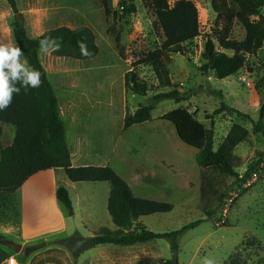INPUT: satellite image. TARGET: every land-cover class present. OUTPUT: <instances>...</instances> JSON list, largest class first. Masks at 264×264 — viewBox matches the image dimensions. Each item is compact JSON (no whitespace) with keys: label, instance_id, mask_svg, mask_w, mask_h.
I'll return each mask as SVG.
<instances>
[{"label":"rangeland","instance_id":"374dc122","mask_svg":"<svg viewBox=\"0 0 264 264\" xmlns=\"http://www.w3.org/2000/svg\"><path fill=\"white\" fill-rule=\"evenodd\" d=\"M123 1L109 0L111 13L106 14L102 0H17L18 13L0 0V42L17 45L12 24L18 16L31 38L60 27L90 28L100 49L94 59L76 60L58 57L56 52L39 53L45 75L59 98L73 167L106 164L128 183L135 197L173 205L170 213L140 219L152 232L178 231L200 222L181 237L177 250L179 264H202L206 256L215 259L216 264H264V133L258 132L254 125L264 103V47L256 56L248 57L246 67L235 76L219 80L213 74L203 75L206 42L214 39L218 47V37L224 35L223 23L217 24L211 0H191L198 8L200 36L188 44L187 56L173 54L169 60L173 89L189 94V99L180 103L163 101L156 105L151 122L124 129L127 115L148 104L157 93L171 89L156 90L158 81L150 67L136 70L153 87L147 97L126 88L125 75L131 71L132 64L159 48L165 35L162 29L155 28V12L144 7L140 0H134L136 13L114 15L121 10ZM177 1L169 0L171 5ZM259 10L264 17V7ZM245 37L246 31L237 21L230 38L243 41ZM213 92H222L224 98L212 95ZM222 103L244 116L228 112L213 115ZM179 108L196 114L207 129L213 130L214 151H218L234 124L250 132L234 150L235 171L240 179L248 176L245 183L198 166L197 150L180 140L173 124L161 120ZM0 126L1 159L2 149L13 145L16 133L12 126L2 123ZM253 165L255 170L250 171ZM255 172L258 177L252 180ZM58 176L65 179L62 185L68 189L73 203V210H65L63 220L55 214L47 190L30 189L25 200L21 192L17 194L19 202H25L30 224L24 247L48 243L46 248L29 256L28 261L48 247H60L54 244L56 240L75 235L95 237L103 227L117 230L108 211L109 183H73L64 171ZM15 194L0 193V225L19 223ZM230 195L236 202L227 223L221 224L218 210ZM209 211L217 212L212 219L206 215ZM15 233L21 234V230ZM0 235L21 243L1 228ZM172 251L167 240H157L131 247L99 245L77 260L70 255L74 264L75 261L77 264H165L172 260Z\"/></svg>","mask_w":264,"mask_h":264},{"label":"trees","instance_id":"16d2710c","mask_svg":"<svg viewBox=\"0 0 264 264\" xmlns=\"http://www.w3.org/2000/svg\"><path fill=\"white\" fill-rule=\"evenodd\" d=\"M13 12L18 13L17 0H5ZM106 14H110L109 0H102ZM144 7L152 9L157 16L155 28L162 29L164 43L154 51L132 64L131 71L125 75L126 88L136 95L147 97L152 86L138 72L139 67H150L158 81L156 90L171 89L159 92L148 104L140 106L133 114L127 115L124 129L141 125L153 120L152 112L156 105L163 101L177 103L189 99V94H180L173 89V81L169 69V60L173 54L188 55V44L200 36L199 12L191 0H179L171 5L169 0H140ZM213 11L217 15V24L223 23V36L206 42L204 59L206 63L201 71L205 76L213 74L216 79L224 80L238 74L247 65V59L256 56L264 47V17L259 8L264 7V0H211ZM121 10L114 15H131L137 12L134 0H124ZM240 22L246 31L243 41L230 38L234 24ZM12 31L16 43L23 49L24 57L42 73L43 84L38 89H30L27 94L21 90L14 97L6 111H0V123L15 128L13 145L2 149L0 159V193L14 195L30 178L49 171L64 170L73 183L106 182L110 185L108 211L117 230L103 227L95 236L97 245H115L131 247L143 245L157 240H167L173 250H179V241L184 233L196 227L200 222L189 224L181 230L155 233L140 222L142 217L155 214H167L174 206L168 203L151 201L135 197L128 183L110 167H73L71 152L67 141V129L63 121L59 100L51 83L45 75L39 59V39L44 35L62 37V47L56 51L58 57L76 60H88L99 54V47L94 32L87 28L71 29L60 27L48 31L38 38L29 37L24 22L15 17ZM84 40L89 56L81 55L77 41ZM231 53L229 55L228 53ZM252 71V70H250ZM214 96L224 98L222 92H213ZM224 112L243 115L242 112L229 108L222 103L221 108L213 115ZM245 117H249L245 115ZM209 118H212L210 116ZM161 120L170 122L176 128L180 140L197 150L196 162L203 170H213L237 182L245 183L248 176L240 179L235 171V148L245 141L250 132L234 124L218 151H214V132L200 122L196 114L188 109L179 108L164 115ZM258 132L264 133V103L260 109L258 121L254 123ZM3 130L0 126V138ZM250 167V171L255 170ZM59 203L67 211L73 210V203L68 189L59 184L57 193ZM217 212H207L212 219ZM7 240L0 236V245ZM20 264H27L28 257L18 256ZM75 264L77 262L75 261ZM165 264H174L172 260ZM179 264V263H177ZM263 264V263H257Z\"/></svg>","mask_w":264,"mask_h":264},{"label":"clouds","instance_id":"9594fccd","mask_svg":"<svg viewBox=\"0 0 264 264\" xmlns=\"http://www.w3.org/2000/svg\"><path fill=\"white\" fill-rule=\"evenodd\" d=\"M81 55L89 56L86 42L77 41ZM62 47V37H53L50 34L39 39L38 52L41 55H50ZM21 47L15 44L0 42V111H6L12 104L14 97L21 93L27 94L30 89H38L43 84L42 73L32 66ZM10 264H14L10 262ZM202 264H216L215 259L204 257Z\"/></svg>","mask_w":264,"mask_h":264},{"label":"crops","instance_id":"0c3cea01","mask_svg":"<svg viewBox=\"0 0 264 264\" xmlns=\"http://www.w3.org/2000/svg\"><path fill=\"white\" fill-rule=\"evenodd\" d=\"M76 29H78V28H76ZM40 36L41 35H39L35 38H38ZM35 38H32V39H35ZM99 53H100V49H99ZM92 59H94V58H92ZM88 60H90V59H88ZM58 100H59V98H58ZM59 107H60V103H59ZM60 112H61V110H60ZM61 115H62V113H61ZM62 118H63V116H62ZM66 129H67V127H66ZM67 141H68V139H67ZM68 144H69V142H68ZM105 165H104V167H105ZM86 166H88V165H86ZM62 171H64V170H49V171L41 172V173L33 176L32 178H30L17 191L14 199H15V202L17 204V210L19 211V223H18L19 225L17 224L18 226L17 225L15 226L12 223H8V224H10L8 226L7 222L5 223L6 225L4 223H2L0 225V228L5 232V234L15 236L18 240L21 241L20 244L21 245L23 244V246H25L24 245L26 242V240H24L25 232H27V230H29L30 224H29L28 218L26 217L25 202L23 200H21L19 202V200L17 199V194L19 192H21L22 198L25 200V197L27 198V193L29 192V190L34 189V188H35V190H31V191L47 190V192L49 193V195L51 197V203L53 204L55 214L57 216H60L61 220H63L64 214H65V208L59 203L57 196H56L59 184L65 183V179L63 177L58 176L59 172H62ZM67 179H68V177H67ZM43 221H44V219H42L39 222V224L41 225L43 223ZM20 230H21V234L15 233L17 231L20 232ZM0 236H5V235H0ZM6 239L8 240L7 237H6ZM11 258H14L15 262L17 264L19 263L18 259H17L18 258L17 254H13L12 252H10L9 248H7L6 246L0 245V264H10ZM62 261H64L65 264H74L68 250H66L63 247L51 246V247H48L47 249L43 250L42 252H39V253L35 254L34 256H32L31 259L27 262V264H61Z\"/></svg>","mask_w":264,"mask_h":264},{"label":"water","instance_id":"95a60500","mask_svg":"<svg viewBox=\"0 0 264 264\" xmlns=\"http://www.w3.org/2000/svg\"><path fill=\"white\" fill-rule=\"evenodd\" d=\"M18 18L21 19L20 16H18ZM54 244L68 250L75 260L79 259L83 253L91 249H95L98 246L94 236L85 238L76 235L56 240ZM3 245L18 254H23L25 257H29L35 252L46 248L48 246V243L43 242L38 245L24 247L23 245L16 244L13 241L5 240ZM178 255H179V251L177 250L172 251V262L174 264L179 263Z\"/></svg>","mask_w":264,"mask_h":264},{"label":"built area","instance_id":"2783aa9c","mask_svg":"<svg viewBox=\"0 0 264 264\" xmlns=\"http://www.w3.org/2000/svg\"><path fill=\"white\" fill-rule=\"evenodd\" d=\"M251 177H252V180H256L258 177V173H256V172L253 173L251 175ZM235 202H236V198L233 195H230L229 197H227L223 200V202H222V204L218 210L219 222L221 224L227 223L229 212H230L231 208H233V206L235 205ZM13 261H14V264H17L15 262V259L11 258L10 262H13Z\"/></svg>","mask_w":264,"mask_h":264}]
</instances>
